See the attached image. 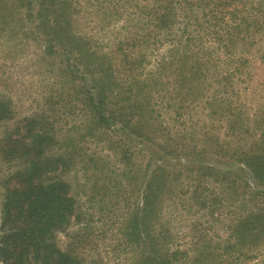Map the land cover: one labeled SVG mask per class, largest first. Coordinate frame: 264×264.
Instances as JSON below:
<instances>
[{
    "label": "rangeland",
    "instance_id": "1",
    "mask_svg": "<svg viewBox=\"0 0 264 264\" xmlns=\"http://www.w3.org/2000/svg\"><path fill=\"white\" fill-rule=\"evenodd\" d=\"M17 1L9 0L14 5ZM67 1L71 9L66 18L59 16L63 11L50 12L45 24L37 26L29 17L10 30L0 22V264L16 259L53 264L54 252L67 245L73 249V232L81 243L76 251L83 264H142L140 245L149 243L146 231L155 235L161 230L163 247L181 251L190 249V240L226 237L235 206L214 205L210 196L204 197L206 192L194 198L187 190L207 167L232 173L235 193L255 188L253 175L233 159L244 153L264 156V30L242 52H223L203 39L198 69L191 55H171L177 43L173 36L143 45L134 80L136 94L146 97L147 105L125 100L122 91L118 95L116 87H106L107 107L119 114L117 123L131 119L137 125L133 131L109 134L89 121L73 94L101 77L99 70L109 65L115 43L135 24L125 16L117 21L99 16L117 0H78L74 17V0ZM73 33L82 44H73ZM73 65L78 67L74 79ZM62 154L69 158L61 160ZM88 159H103L104 174L114 173L103 177ZM60 178L76 205L66 228L44 233L41 226L32 238H39L37 245L21 240L20 205L39 208L35 197H29L32 187L44 189ZM115 180L119 192L103 196ZM205 181L202 187L218 190ZM102 184L106 188L97 191ZM26 195L28 205L23 202ZM7 236L17 240L8 260Z\"/></svg>",
    "mask_w": 264,
    "mask_h": 264
},
{
    "label": "trees",
    "instance_id": "2",
    "mask_svg": "<svg viewBox=\"0 0 264 264\" xmlns=\"http://www.w3.org/2000/svg\"><path fill=\"white\" fill-rule=\"evenodd\" d=\"M16 3L14 5L9 0H0V22L8 24V30L14 29L16 21L25 24L27 20H30L29 17H33L34 22H38L37 26L40 22L45 24L44 20L50 12L63 11L59 16L66 18L67 9H71L70 1L67 0H18ZM19 8L26 10L23 14L17 13ZM98 13L103 20L114 18L117 21L125 16L128 22H134L137 26L136 28L135 25H129V28H125L126 31L122 37L124 40L115 43L108 59L109 65H104L99 70L101 77L92 85L91 83L86 87L81 85L78 90H74L76 94L73 96H77L75 98H78L77 101L86 111L85 116L89 121L103 127L102 129L109 130V134L123 131V129L133 131L136 130L137 125L135 126L131 119L127 120L124 125L117 123L119 114L107 107L106 87H116L118 95L122 91L126 96L122 97L125 100L133 98L139 106L147 105V101L144 100L146 97L143 99L136 94L138 85L134 80L135 70L140 60H143V53H141L143 45L155 43L159 37L173 36L178 46H171V55H191L198 69L200 67L198 60L202 56L198 54L201 53L203 39L212 40L217 50L223 52L240 50L242 52L254 46L256 33L264 30V0H117V3L111 7H105L104 11ZM15 14L25 15L15 17ZM78 14V0H74L73 17ZM55 21L59 24L58 20ZM2 29L3 27L0 28V32ZM22 34L26 32L23 31ZM80 39L81 37L73 33L74 45L81 43ZM77 69L78 67L73 65V79L77 77L75 75ZM76 86L78 85H73V87ZM139 98L140 102L144 100V103H140ZM61 108H64V105ZM74 109L76 107L73 104V111ZM147 118L146 126L150 128L152 126L149 123L152 118L151 112ZM112 124H121V127L110 128ZM159 126L160 124H157V127ZM43 137L48 145L49 137L44 134ZM41 141L43 142L42 139ZM160 148L163 149V147ZM38 150L41 151L39 147ZM33 154L37 153L33 152ZM60 158L65 160L69 157L62 154ZM91 161H94L91 168L96 172L100 171L103 177L114 173L108 170V175L104 174L106 162L103 159H88V164H91ZM233 161L241 163L243 167L240 168H246L253 175L254 190L248 186L246 193H235L236 180L230 177L232 173L220 174L209 167L200 169L196 183L187 190L190 197H201L206 192L204 197L210 196L214 205L217 203L219 206H235L236 214L231 224L226 227V237L217 238L215 241L211 239L190 240V249L181 251L169 246L163 247L165 237L161 230L155 232V235H149V231H146L149 243L142 241L140 245L139 254L142 264H264V156L244 153ZM97 162L100 164L99 167ZM240 173L244 177V172ZM238 177H240L239 174ZM204 180L206 183L217 186L218 190L211 193L209 187H202L201 182ZM117 185H120V182L115 180L112 185L114 189L110 187L102 195L105 196L106 192L113 190L118 193L119 186ZM103 188L106 187L102 184L97 191L100 192ZM30 191L29 197H35L39 208L36 205L31 207V204L26 207H23V203L20 205L24 219L19 238L28 242H37V245L39 238L35 237V240L32 238L35 233H39L40 227H45L44 230L42 229L44 233L50 232L54 227L58 231L64 230L68 219L75 212L76 205L74 200L67 197L68 185L61 178L60 182L54 185L46 186L44 189L32 187ZM175 196L178 198L176 194L174 198ZM29 197L26 195L23 199L27 205ZM157 206L155 203L153 208ZM137 219L133 222H137ZM75 234L76 232H73V249L67 245L54 252L53 264H83V259L76 251L80 240L74 236ZM15 241L17 240L11 241L7 236L5 250L3 249L7 252V260L13 254L12 242L14 244ZM5 262H7L6 258ZM9 264H23V262L21 259H16Z\"/></svg>",
    "mask_w": 264,
    "mask_h": 264
}]
</instances>
